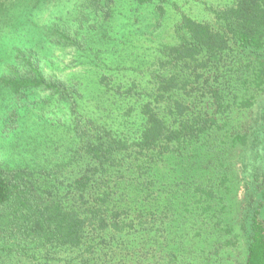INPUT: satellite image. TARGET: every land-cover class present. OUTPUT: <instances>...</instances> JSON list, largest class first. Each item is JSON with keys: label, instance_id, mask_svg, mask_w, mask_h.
Masks as SVG:
<instances>
[{"label": "trees", "instance_id": "trees-1", "mask_svg": "<svg viewBox=\"0 0 264 264\" xmlns=\"http://www.w3.org/2000/svg\"><path fill=\"white\" fill-rule=\"evenodd\" d=\"M113 1L89 3L107 13ZM214 19L182 15L175 43L155 60L138 132L127 137L78 121L68 163L47 170L0 164V247L9 256L23 248L35 257L36 247L46 264L61 255V264H229L238 234L227 218L228 196H216L227 178L217 141L221 131L232 136L223 116L237 101L232 88L264 84V0H235ZM23 67L0 78V88L50 92L75 107L64 82L30 61ZM237 137L248 145L247 133ZM244 235V264H264V200L245 216Z\"/></svg>", "mask_w": 264, "mask_h": 264}, {"label": "rangeland", "instance_id": "rangeland-1", "mask_svg": "<svg viewBox=\"0 0 264 264\" xmlns=\"http://www.w3.org/2000/svg\"><path fill=\"white\" fill-rule=\"evenodd\" d=\"M234 1L114 0L106 13L89 0H0V78L23 74L30 61L45 76L64 82L75 103L72 108L46 91L15 95L0 88V164L47 170L68 163L78 143V121L91 119L127 137L138 132L142 107L154 92L155 60L175 43L182 15L212 22L215 10ZM56 32L71 43L59 40ZM232 90L237 101L223 115L233 124L232 136L221 131L217 141L227 178L216 196H228L227 218L238 234L229 264H244L245 216L264 200V84L257 89L241 83ZM243 102L251 106L242 109ZM246 133L248 145H240L237 136ZM209 164L207 158V174ZM30 249L35 257L27 258L23 248L9 256L0 247V264H46L38 248ZM64 259L56 256L52 264Z\"/></svg>", "mask_w": 264, "mask_h": 264}]
</instances>
